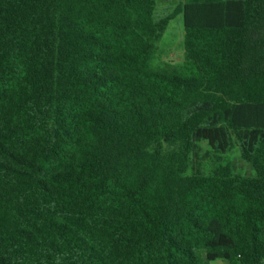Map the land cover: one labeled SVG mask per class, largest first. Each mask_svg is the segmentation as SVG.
I'll return each instance as SVG.
<instances>
[{"label": "trees", "instance_id": "trees-1", "mask_svg": "<svg viewBox=\"0 0 264 264\" xmlns=\"http://www.w3.org/2000/svg\"><path fill=\"white\" fill-rule=\"evenodd\" d=\"M156 10L0 0V264H264V0Z\"/></svg>", "mask_w": 264, "mask_h": 264}, {"label": "rangeland", "instance_id": "rangeland-1", "mask_svg": "<svg viewBox=\"0 0 264 264\" xmlns=\"http://www.w3.org/2000/svg\"><path fill=\"white\" fill-rule=\"evenodd\" d=\"M179 2L180 0H157V16H163L172 12ZM183 38V17L180 14L170 22L168 29L159 43L157 60L159 61L160 58L161 61H168L172 63L181 62L184 57ZM191 157V172L197 174L211 173L215 163L219 161L218 156L214 154L205 140L196 141L195 149ZM226 158L231 162L235 173L246 176L254 175V169L252 166L243 161L240 157V150L238 146L227 153ZM219 263L223 262L219 261Z\"/></svg>", "mask_w": 264, "mask_h": 264}]
</instances>
